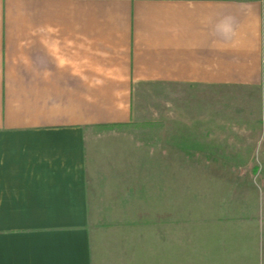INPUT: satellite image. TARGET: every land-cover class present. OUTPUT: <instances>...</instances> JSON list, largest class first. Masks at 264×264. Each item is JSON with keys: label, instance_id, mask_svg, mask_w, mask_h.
<instances>
[{"label": "crops", "instance_id": "obj_1", "mask_svg": "<svg viewBox=\"0 0 264 264\" xmlns=\"http://www.w3.org/2000/svg\"><path fill=\"white\" fill-rule=\"evenodd\" d=\"M177 91L263 111L264 0H0V264H128L94 246L88 129Z\"/></svg>", "mask_w": 264, "mask_h": 264}, {"label": "rangeland", "instance_id": "obj_2", "mask_svg": "<svg viewBox=\"0 0 264 264\" xmlns=\"http://www.w3.org/2000/svg\"><path fill=\"white\" fill-rule=\"evenodd\" d=\"M257 102L226 97L217 114L191 91L147 94L131 121L90 127L95 248L128 264H261L264 108Z\"/></svg>", "mask_w": 264, "mask_h": 264}, {"label": "trees", "instance_id": "obj_3", "mask_svg": "<svg viewBox=\"0 0 264 264\" xmlns=\"http://www.w3.org/2000/svg\"><path fill=\"white\" fill-rule=\"evenodd\" d=\"M114 124H116V123H114Z\"/></svg>", "mask_w": 264, "mask_h": 264}]
</instances>
